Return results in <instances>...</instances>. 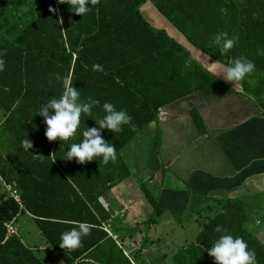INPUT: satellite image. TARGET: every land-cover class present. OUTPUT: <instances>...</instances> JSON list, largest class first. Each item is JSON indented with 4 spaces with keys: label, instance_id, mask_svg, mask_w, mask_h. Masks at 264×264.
Segmentation results:
<instances>
[{
    "label": "trees",
    "instance_id": "obj_1",
    "mask_svg": "<svg viewBox=\"0 0 264 264\" xmlns=\"http://www.w3.org/2000/svg\"><path fill=\"white\" fill-rule=\"evenodd\" d=\"M147 1L194 47L223 65L237 57L251 60L254 70L237 82L264 116V0H97L82 16L57 0H0V178L20 196L19 203L0 192V264H46L8 232V222L21 215L33 220L66 264L93 258L105 240L112 241L103 228L109 212L100 198L129 175L122 149L157 120L161 107L195 91L235 90L165 29L151 24L141 11ZM219 32L238 37L224 55L213 43ZM93 64L103 70L93 71ZM65 78L81 102L94 98L99 104L81 114L74 136L49 141L43 117L34 113L48 99L59 98ZM104 102L125 110L134 125H122L117 133L100 130L101 138L114 146L115 160L62 159L67 144L78 143L83 130L97 126ZM26 138L32 144L28 152L21 145ZM219 202L196 237L173 255V264H215L206 249L221 234L217 226L244 240L256 264H264V243L248 227L246 202ZM155 212L160 214L156 207ZM77 222L89 224L88 235L78 248L62 249L60 234Z\"/></svg>",
    "mask_w": 264,
    "mask_h": 264
},
{
    "label": "crops",
    "instance_id": "obj_2",
    "mask_svg": "<svg viewBox=\"0 0 264 264\" xmlns=\"http://www.w3.org/2000/svg\"><path fill=\"white\" fill-rule=\"evenodd\" d=\"M141 11L224 80L219 72L227 66L194 47L151 1ZM226 83L235 90L195 91L161 107L157 120L122 149L129 175L100 198L112 241L73 264L173 263L176 250L196 237L223 199L240 198L249 213L264 217V116L238 82ZM254 222L264 243V218ZM39 236L46 264H66Z\"/></svg>",
    "mask_w": 264,
    "mask_h": 264
},
{
    "label": "clouds",
    "instance_id": "obj_3",
    "mask_svg": "<svg viewBox=\"0 0 264 264\" xmlns=\"http://www.w3.org/2000/svg\"><path fill=\"white\" fill-rule=\"evenodd\" d=\"M57 3H66L73 13L82 16L90 10V6L97 3V0H57ZM49 11L56 10L50 7ZM237 39L236 35L229 37L227 32H219L214 36L213 43L219 54L224 55L233 47ZM92 70L102 71L103 69L100 65L93 64ZM253 70L254 64L251 60L237 57L219 73L223 75L225 82H237ZM79 95L77 88L72 85L68 78H65L59 98L53 96L34 113L43 117L46 126L44 135L49 141L57 137L60 141H64L74 136L80 124L81 114H90L91 108L99 104V101L94 98H88V102H81ZM101 107L104 115L95 120L97 126L87 127L86 130H83L80 133L82 138L78 143L67 144L68 150H64L62 159L70 161L75 158L77 163H84L94 160V157H100L101 162L105 164L115 160L114 146L101 138L100 130L107 129L111 133L120 132L122 125L134 126L131 125L132 117L123 109L116 110L113 104L109 102H104ZM49 110L53 111L50 113ZM21 145L27 152L32 147L27 138L21 141ZM220 211L222 214V210ZM89 229L88 223L77 222L75 226L60 234L59 246L69 250L78 248L81 244V237L88 235ZM214 230L221 234L206 251L213 258L215 264H256L255 252L248 248L244 240L239 236L233 237L231 234H227L226 230L220 226Z\"/></svg>",
    "mask_w": 264,
    "mask_h": 264
},
{
    "label": "rangeland",
    "instance_id": "obj_4",
    "mask_svg": "<svg viewBox=\"0 0 264 264\" xmlns=\"http://www.w3.org/2000/svg\"><path fill=\"white\" fill-rule=\"evenodd\" d=\"M154 22H155V19H154ZM151 24L154 26V23L152 21H151ZM169 32H172V31H169ZM2 119H4V113L0 109V122L2 121ZM2 191L6 192L8 197H11L10 191L4 185V182L0 179V192H2ZM250 215L251 216H250V221H249L248 227L252 232L257 233L256 229H257L258 225L255 224L254 219H258V218L261 219L264 217L262 216L261 212L256 214L255 210L252 211V213H250ZM8 224H11L13 226V228L15 230V234H17L26 245L32 246L33 249L35 250V252L37 253V255L39 256V253H40L39 247H40V240L41 239L39 236L40 235L39 230H38L37 226L35 225V223L33 222V220L27 216L21 215L18 221H15V219L13 218L11 221L8 222ZM259 226H261V224ZM177 250H176V252H177ZM164 256H167V255H164ZM159 257L163 258V255L159 254ZM158 264H160V263H158ZM162 264H173V263H171L170 260H168V261L165 260Z\"/></svg>",
    "mask_w": 264,
    "mask_h": 264
},
{
    "label": "built area",
    "instance_id": "obj_5",
    "mask_svg": "<svg viewBox=\"0 0 264 264\" xmlns=\"http://www.w3.org/2000/svg\"><path fill=\"white\" fill-rule=\"evenodd\" d=\"M4 185L8 188V190L11 193V197H13L17 202L20 203V196L17 192V189L14 187V185H10V184H5ZM7 228H8V232L11 233H15V230L13 228V226L11 224H7Z\"/></svg>",
    "mask_w": 264,
    "mask_h": 264
}]
</instances>
